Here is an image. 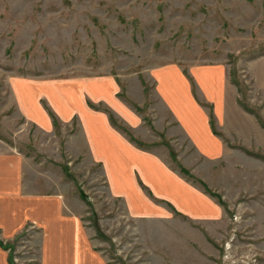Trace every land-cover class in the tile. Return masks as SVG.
Wrapping results in <instances>:
<instances>
[{
  "label": "rangeland",
  "instance_id": "374dc122",
  "mask_svg": "<svg viewBox=\"0 0 264 264\" xmlns=\"http://www.w3.org/2000/svg\"><path fill=\"white\" fill-rule=\"evenodd\" d=\"M263 56L264 0H0V150L26 157L25 189L66 195V211L80 213L89 241L112 264H264V145L233 143L213 167L171 118L153 71L178 66L202 98L194 68L224 64L264 129ZM90 77L114 78L141 124L131 127L102 100L93 108L224 205L225 220L206 242L187 219L139 222L111 195L78 117L63 123L45 98L51 82L85 86ZM32 96L44 114L24 109ZM40 244L39 227L28 225L9 241L13 263L41 264Z\"/></svg>",
  "mask_w": 264,
  "mask_h": 264
},
{
  "label": "crops",
  "instance_id": "0c3cea01",
  "mask_svg": "<svg viewBox=\"0 0 264 264\" xmlns=\"http://www.w3.org/2000/svg\"><path fill=\"white\" fill-rule=\"evenodd\" d=\"M258 63L263 68L264 88V56ZM161 67L153 70L158 95L199 157L217 163L213 166L217 167L233 143L245 148L264 145V129L256 115L239 102L238 88L224 64L194 68L202 98L194 95L192 83L178 66ZM87 81L85 86L76 79L71 84L51 82L45 98L63 123L78 117L92 159L104 168L111 195L123 200L128 214L139 222L169 224L180 218L190 222V231H200L204 241L210 231L216 233L225 220L224 205L187 180L162 156L126 137L112 124L106 110L90 105L102 100L131 127L141 124L140 116L116 95L114 78L90 77ZM68 89L71 97L63 92ZM37 100L35 96L24 100V109L32 113L31 106L37 105L44 114ZM208 105L212 106L213 119ZM31 118L42 125L41 130L53 128L49 123L44 127L39 117ZM26 164V157L17 151L0 150V264H14L7 245L28 225L41 231V264H112L89 241L80 213L66 211V195L25 189ZM186 167L195 169L192 162Z\"/></svg>",
  "mask_w": 264,
  "mask_h": 264
},
{
  "label": "trees",
  "instance_id": "16d2710c",
  "mask_svg": "<svg viewBox=\"0 0 264 264\" xmlns=\"http://www.w3.org/2000/svg\"><path fill=\"white\" fill-rule=\"evenodd\" d=\"M181 171H183V172H186V170H185V169H183V168L181 169ZM7 248H8V245H7Z\"/></svg>",
  "mask_w": 264,
  "mask_h": 264
}]
</instances>
